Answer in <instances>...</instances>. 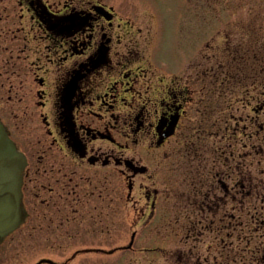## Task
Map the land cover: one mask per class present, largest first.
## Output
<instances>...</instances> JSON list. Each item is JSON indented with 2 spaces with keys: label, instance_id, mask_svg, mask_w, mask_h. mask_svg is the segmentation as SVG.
I'll return each mask as SVG.
<instances>
[{
  "label": "flooded vegetation",
  "instance_id": "1",
  "mask_svg": "<svg viewBox=\"0 0 264 264\" xmlns=\"http://www.w3.org/2000/svg\"><path fill=\"white\" fill-rule=\"evenodd\" d=\"M118 3L0 0V119L27 159L29 217L20 230L35 214L33 202L50 216H121L122 178L130 201L133 179L162 158L169 166L174 151L201 156L196 140L217 137L218 96L234 89L245 116L242 128L227 129L224 149L241 135L242 152L226 156L215 145L207 171L197 165L177 174L178 203L197 205L202 231L219 229L236 246L250 226L264 228V214L249 212V204L264 205V37L252 29L241 43L212 38L205 49L197 38L189 66L185 53L171 64L156 51L153 15ZM169 169L170 181L176 169ZM170 195L167 187L146 190L149 212L136 216H161L158 198L167 203ZM197 230H189L195 242ZM241 250L246 256L248 245ZM226 251L216 264H246ZM250 264H264V256Z\"/></svg>",
  "mask_w": 264,
  "mask_h": 264
},
{
  "label": "rangeland",
  "instance_id": "2",
  "mask_svg": "<svg viewBox=\"0 0 264 264\" xmlns=\"http://www.w3.org/2000/svg\"><path fill=\"white\" fill-rule=\"evenodd\" d=\"M123 1L126 4L132 2L134 9L146 10L153 15L156 51L164 53L171 64L177 61L179 55L185 53L189 66L188 61L192 57L187 58L188 53L197 38L203 39L202 49H205L206 43L211 42L212 38H217L218 44L227 38L236 44L241 43V38L247 36L246 32L250 33L252 29L257 35L264 37V0ZM260 25L261 34L257 30ZM243 100L241 92L234 89L222 97L218 96V101L223 105L218 107L216 115L217 137L211 139L208 132L207 139L201 137L200 142L196 140L204 149L198 158H195V154L174 151L171 156L169 154V166H164L166 163L162 158L157 166L159 168L156 165L151 166L147 174L133 179L135 188L130 192V201L128 180L123 177L121 216H50L48 206L33 202L35 214L29 220L28 226L15 233L0 247V264H37L41 260H51L58 264L68 260V264H216L224 259L228 247L235 250L228 255L231 259L236 256L240 263L241 256H245L241 249L247 245L249 252L243 258L244 262L250 264L255 260H262L264 254L258 249L264 246V228L256 231L250 226V230H245L238 244L234 246L235 240H228L222 232L219 234V229L218 235L202 231L201 216H198L200 209L197 205L190 204L186 207L178 203L181 190L178 188L181 179L177 174L178 167L193 170L200 165L204 173L207 169L203 165L212 164L211 149L215 145L226 156L232 149L237 154L242 152L241 135L236 140L229 141L230 150L224 149L227 143L224 136L228 128L230 132L242 128L240 117L245 110ZM138 150L141 151L140 148ZM171 166L176 169V173L169 181ZM155 172L157 176L149 179V175ZM166 187L173 195H170L172 197L167 203L159 196L156 208L161 216H136L138 213L149 212L150 202L145 196L146 190L152 191L156 188L164 192ZM249 212L250 218L258 214L263 216L264 205L249 204ZM220 218L222 217L217 216V220ZM192 226L198 228L195 234L198 235L197 242L189 238L194 236L189 232ZM133 234L135 237L132 240ZM131 242L133 245L129 249ZM99 249L102 251H90Z\"/></svg>",
  "mask_w": 264,
  "mask_h": 264
},
{
  "label": "water",
  "instance_id": "3",
  "mask_svg": "<svg viewBox=\"0 0 264 264\" xmlns=\"http://www.w3.org/2000/svg\"><path fill=\"white\" fill-rule=\"evenodd\" d=\"M26 165L25 156L18 151L0 121V245L27 218L22 195ZM44 263L54 264L51 261L39 264Z\"/></svg>",
  "mask_w": 264,
  "mask_h": 264
}]
</instances>
